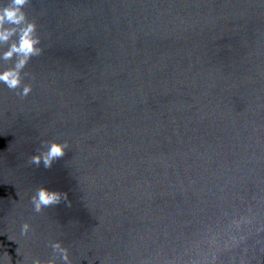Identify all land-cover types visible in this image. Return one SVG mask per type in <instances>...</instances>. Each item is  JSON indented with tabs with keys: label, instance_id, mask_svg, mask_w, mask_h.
Returning <instances> with one entry per match:
<instances>
[{
	"label": "water",
	"instance_id": "1",
	"mask_svg": "<svg viewBox=\"0 0 264 264\" xmlns=\"http://www.w3.org/2000/svg\"><path fill=\"white\" fill-rule=\"evenodd\" d=\"M25 11L43 51L24 69L28 96L0 84V264L51 259L54 240L72 264H264V6ZM52 140L64 156L32 164ZM40 186L66 199L35 212Z\"/></svg>",
	"mask_w": 264,
	"mask_h": 264
},
{
	"label": "clouds",
	"instance_id": "2",
	"mask_svg": "<svg viewBox=\"0 0 264 264\" xmlns=\"http://www.w3.org/2000/svg\"><path fill=\"white\" fill-rule=\"evenodd\" d=\"M256 2L258 6H264V0ZM28 3L29 0H0V42L8 41L17 31L19 32L18 42H13L0 55V61L17 57L11 66L5 67L0 63V84L16 90L21 97H26L32 92V84L24 82V69L34 56L43 51L40 47V38L36 34V24L28 19L25 11V5ZM67 148V141L45 142V147L32 155L30 162L36 166L42 162L44 167H50L56 159L64 156ZM66 196V193L40 186L32 196L34 211L40 212L45 207L59 203L62 198L66 199ZM30 228L29 222L25 221L21 226V233L27 235ZM49 243L53 250L52 258L46 261L38 257L33 258L31 264H57L58 259L63 264H72L69 249L60 240Z\"/></svg>",
	"mask_w": 264,
	"mask_h": 264
}]
</instances>
